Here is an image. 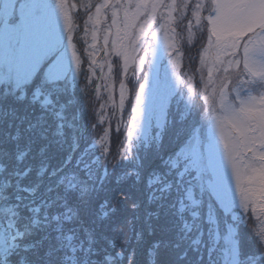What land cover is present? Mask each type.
<instances>
[{
	"label": "trees",
	"instance_id": "1",
	"mask_svg": "<svg viewBox=\"0 0 264 264\" xmlns=\"http://www.w3.org/2000/svg\"><path fill=\"white\" fill-rule=\"evenodd\" d=\"M206 24L179 44L175 70L157 82L162 103L138 135L147 62L125 68L111 49L109 70L89 61L80 27L78 61L62 77L48 78L49 58L17 85L0 62V225L15 233L4 264H231L230 225L236 264H264L262 215L239 209L235 219L223 207L205 151L219 92L233 95L240 75L243 93L264 84L241 63L201 59ZM250 36L225 57H242Z\"/></svg>",
	"mask_w": 264,
	"mask_h": 264
},
{
	"label": "rangeland",
	"instance_id": "2",
	"mask_svg": "<svg viewBox=\"0 0 264 264\" xmlns=\"http://www.w3.org/2000/svg\"><path fill=\"white\" fill-rule=\"evenodd\" d=\"M197 1L199 8L188 15L196 0H0L3 77L21 85L49 58L53 60L48 78L62 77L78 61L75 30L80 27L87 32L81 40L89 61L109 70L111 49L123 57L125 68L136 65L139 71L145 62L149 65L133 122L138 135L150 127L148 116L162 103L157 91L162 72L175 70L181 56L179 44L205 21L208 32L201 59H225L227 65L235 66L241 63L250 72L251 82L264 84V0ZM247 34L251 36L242 57H225L236 52L238 39ZM249 58L252 64L247 63ZM240 76L236 77L239 86L232 81L237 101L228 87L223 88L218 96L219 111L214 112L208 127L205 151L213 175L209 187L224 208L234 209L235 219L240 214L235 210L257 211L264 231V90L255 92L249 87L243 93L240 87L245 83ZM200 158L197 149L193 163ZM235 233L230 225L231 264L238 261ZM14 236L8 225H0V251L8 249Z\"/></svg>",
	"mask_w": 264,
	"mask_h": 264
},
{
	"label": "snow or ice",
	"instance_id": "3",
	"mask_svg": "<svg viewBox=\"0 0 264 264\" xmlns=\"http://www.w3.org/2000/svg\"><path fill=\"white\" fill-rule=\"evenodd\" d=\"M141 63H143V60H141ZM177 63H178V61H177ZM247 63H249V64H252L253 63V61L251 60V58H249V60L247 61ZM245 110H246V108L241 109V111H245ZM258 259H259V257H258Z\"/></svg>",
	"mask_w": 264,
	"mask_h": 264
},
{
	"label": "clouds",
	"instance_id": "4",
	"mask_svg": "<svg viewBox=\"0 0 264 264\" xmlns=\"http://www.w3.org/2000/svg\"><path fill=\"white\" fill-rule=\"evenodd\" d=\"M101 148H102V146H101Z\"/></svg>",
	"mask_w": 264,
	"mask_h": 264
}]
</instances>
